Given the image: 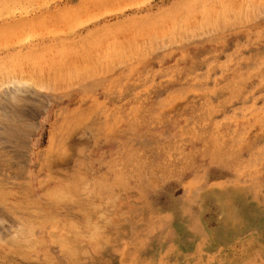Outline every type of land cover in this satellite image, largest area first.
<instances>
[{
	"label": "rangeland",
	"instance_id": "rangeland-1",
	"mask_svg": "<svg viewBox=\"0 0 264 264\" xmlns=\"http://www.w3.org/2000/svg\"><path fill=\"white\" fill-rule=\"evenodd\" d=\"M0 74V264H264V0H0Z\"/></svg>",
	"mask_w": 264,
	"mask_h": 264
},
{
	"label": "bare ground",
	"instance_id": "bare-ground-1",
	"mask_svg": "<svg viewBox=\"0 0 264 264\" xmlns=\"http://www.w3.org/2000/svg\"><path fill=\"white\" fill-rule=\"evenodd\" d=\"M36 1V0H35ZM47 1V0H46ZM7 6V5H6ZM7 10V9H6ZM10 11V10H9ZM4 12H5V10H4ZM2 16V15H1ZM1 75V74H0ZM13 80H11V82H12ZM10 82V83H11ZM15 83V82H14ZM13 83V85H17L18 84V82H17V84H14ZM29 84V83H28ZM26 85V84H25ZM2 86V85H1ZM4 86V85H3ZM7 86V85H6ZM8 86H10V85H8ZM18 86V85H17ZM22 86V85H21ZM20 86V87H21ZM28 86V85H27ZM14 88V87H13ZM8 89V88H7ZM19 91V90H18ZM6 92H9V91H6ZM10 92H12L11 91V89H10ZM17 92V91H16ZM22 92V91H21ZM3 93V92H2ZM13 94H14V91L12 92ZM10 95H11V93H9ZM9 94H6V95H8L9 96ZM5 95V96H6ZM8 96H6V100L9 98H13V97H8ZM11 96H13V95H11ZM14 97H15V95H14ZM11 100V99H10ZM13 101H14V99H12ZM7 103V102H6ZM10 103H15V102H10ZM14 106V105H13ZM15 108V107H14ZM16 111V110H15ZM18 113V112H17ZM11 114H12V112H11ZM14 114V113H13ZM16 114V113H15ZM14 114V115H15ZM3 116H5V115H3ZM13 117V116H12ZM15 117V116H14ZM3 119H4V117H2ZM16 118V117H15ZM18 119V118H17ZM2 120V119H1ZM16 120V119H15ZM7 125H10V126H13V129L12 128H7L6 129V131H9V133H10V136L12 135L13 136V139H14V137H16V138H20L19 136H18V131H20L21 130V133L23 132V128H21V127H19V125L17 124V123H15L14 122V120L13 119H10L9 121H7V123H6ZM7 127V126H6ZM4 131V130H3ZM20 133V132H19ZM8 136V135H7ZM12 136H11V138H12ZM1 140V139H0ZM18 140L19 139H17L16 141H14L13 143H15V145H16V142H18ZM22 145V144H21ZM2 148V147H1ZM19 164V163H18ZM18 166V165H17ZM16 167V166H15Z\"/></svg>",
	"mask_w": 264,
	"mask_h": 264
}]
</instances>
